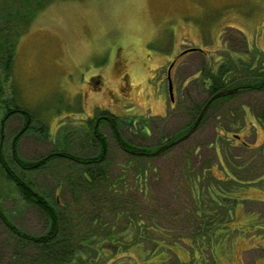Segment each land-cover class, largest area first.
I'll return each instance as SVG.
<instances>
[{"label":"rangeland","instance_id":"374dc122","mask_svg":"<svg viewBox=\"0 0 264 264\" xmlns=\"http://www.w3.org/2000/svg\"><path fill=\"white\" fill-rule=\"evenodd\" d=\"M15 34L12 75L2 99L20 110L7 113L15 107L0 106V158L62 214L66 205L75 235L82 229V212L97 209V226L111 236L96 248L104 253L87 264H264V139H256L254 125L250 132L231 128L229 112L224 114L240 102L264 104V91L234 92L214 103L188 138L151 159L119 149L108 127L102 131L108 150L99 163L106 169L107 185L84 186L82 165L75 158H51L22 170L10 152L12 137L25 120L23 110L31 118L15 143L20 160L35 163L53 151L76 158L99 154L82 124L94 118L98 106L107 105L106 95L108 111L122 117L118 130L132 146L154 149L163 136L185 131L206 98L199 71L225 72L227 86L233 87L255 82L254 73L263 70L264 0H58L47 3L27 28L10 30L11 37ZM173 57L178 59L170 72L171 103L166 70ZM119 60L130 84L117 92ZM249 63L257 67L247 68ZM88 78L98 82L86 84ZM41 126L43 134L34 131ZM231 132L248 145L230 137ZM108 182L121 190L116 215L108 203L115 193L106 190ZM208 188L225 191L234 212L223 213ZM194 190L201 193L199 199ZM0 212L28 235L49 229L45 213L24 199L1 170ZM223 220L231 221L224 226ZM6 221L0 216L3 263L12 249Z\"/></svg>","mask_w":264,"mask_h":264},{"label":"trees","instance_id":"16d2710c","mask_svg":"<svg viewBox=\"0 0 264 264\" xmlns=\"http://www.w3.org/2000/svg\"><path fill=\"white\" fill-rule=\"evenodd\" d=\"M10 1L11 0H0V103H1L0 106L1 107L13 106L15 108L10 109L9 111H7V113H19L20 107L18 105H16L13 101H10V99H5V98L2 99L4 92L3 87L5 84H7L6 82L9 81L12 75V65L16 52L15 37L17 33L15 34V36L11 37L10 30L15 29V31L18 32V29L20 28H24V29L27 28L30 25V23L37 17V15L43 10L44 6L47 3L58 0H19L18 3H14V5H12ZM254 61L256 60L254 59ZM255 67H253V65L250 63L247 65V68L254 69ZM214 73H211L210 71V73L207 72L201 77L202 81H204L205 79H209L208 83H210L212 87L215 85L217 86V88L215 89L209 88L210 91L219 89L218 91H216L217 93L222 89L231 88L228 87L226 83L227 80L230 78V76H227L225 72L222 71H218L215 74ZM254 75L256 79L255 82L249 81L248 79L247 82H239V83L244 85L249 84L252 87L250 90H252L253 92L264 91V70L260 72H256L254 73ZM231 80L233 81L234 79L231 78ZM256 85L257 86L262 85V86L260 88L253 89L255 88ZM233 87H237V86H233ZM231 96L232 94L218 97L217 99H215L216 100L215 103L225 102L224 100H226ZM8 101H10V103L12 104L6 105ZM263 106L264 104L262 105V107ZM20 113L22 114L23 112ZM22 115L25 116L26 113ZM257 115H258V121L260 127L261 126L264 127V108H260L259 111L257 112ZM195 121H196L195 117L192 116L191 122H189L188 126L186 127L187 129H185V131L179 133L178 135H173L171 136V138L170 137L166 138L163 143H170L185 135L188 132V130L192 127V125L195 123ZM2 122L3 121L1 120L0 132L2 129L1 128ZM200 124L201 122L198 121V124L194 129V131L199 127ZM230 127L233 128L235 127V125L230 124ZM26 129L25 128L22 129L23 132H25ZM34 131L43 134V127L41 126L35 129ZM89 131L90 134H92V138H93L91 139V142H94L95 146L97 144V148H99L98 138L102 136L101 133L98 132L97 129L95 131L89 129ZM96 134H97V138H96ZM223 134H226V132L222 131V134L220 135L223 136ZM1 135L2 133H0V137ZM162 138H165V136H163ZM124 144L134 149H139L138 146H132L127 141H124ZM246 145L248 144L246 143ZM167 150H169V148L164 150L161 154L165 153ZM221 152L222 151H220V155H219L220 158H221ZM101 155L102 154H97L87 158L85 157L76 158L73 157L70 153H62V154L52 153L44 157L42 159L44 161H38L35 163L32 162L26 163L25 161L20 160L18 157L16 156L15 157L17 160V165L19 167L20 165L24 167V168L20 167L22 170H26L30 166L40 167L45 162V160H49L51 158H60V157L75 158V161L80 162V164L82 165V168L80 169L82 176V184L84 186L95 187L100 185H107L105 181L106 169L100 168L99 165V163H101L104 158V157H100ZM132 157H140V156H132ZM151 158L152 157H147V159H151ZM222 164L224 165L223 162ZM0 167H1L0 168L1 173H3L7 179H10L14 182L19 192L22 194L23 198L26 199L28 202H32L35 205H37L45 213L47 220L49 222V229L47 233L39 236H32L21 231L13 224L7 222L5 216L0 212V216L2 217V219L7 222L6 223L8 226L7 240L12 247L10 256L7 259V261L3 263L0 259V264H80V263L87 264L89 262V258L91 257L98 258L101 254L104 253L102 250H97L96 248L101 247L100 244L102 241L105 242L110 241L109 238L111 235L108 232V229L97 226L98 223L96 221H100L96 216L97 209L91 211L85 210L82 212V214L84 215L78 217L80 221V223L78 224L82 229L78 234L75 235V231L72 230V226H71V222L73 221V219L72 217L67 215V212L69 213V211H67L66 205L64 206L63 209L64 214H62V210L56 209L51 204H49L44 197L39 195L33 189V187L28 183V181H26L25 179L21 178L18 174L13 172V170L10 169L9 164H7L1 158H0ZM105 188L107 191H109V193L115 192L112 193L113 194L112 200L110 201L108 199V203L110 204L109 206H113L111 212H113L116 215L117 214L116 212L119 207V205H117V199L119 198V196H121V194L118 193L121 190L116 189L117 186L115 182L112 183L108 182V187ZM224 192L225 191L218 193L217 190L211 191L210 188L207 189V195L208 196L211 195L214 198L212 202L216 206H219L220 209L223 210V213L230 215L234 212L235 209H232L233 203L229 204L231 203L230 201L232 200L229 197H224ZM122 194L124 193L122 192ZM194 194L195 197L198 199L201 196V193L198 190H194ZM219 199H221V201ZM201 206H202V200L200 201V206L197 207V209L200 210ZM124 209H125V204L121 203L122 213L124 212ZM197 211L195 214H197ZM231 220L227 222L223 220L222 223L223 225H227ZM126 221L129 222V224L132 223L131 219L127 217H126ZM139 225L140 223L136 224L135 226L138 227ZM67 229H69L70 232H65ZM98 234H100V236L96 238V235ZM112 240H114L113 243L116 244H121L125 241L124 239H118V238H114V239L111 238V241ZM125 244L130 245V241L129 240L125 241Z\"/></svg>","mask_w":264,"mask_h":264},{"label":"flooded vegetation","instance_id":"af4514ba","mask_svg":"<svg viewBox=\"0 0 264 264\" xmlns=\"http://www.w3.org/2000/svg\"><path fill=\"white\" fill-rule=\"evenodd\" d=\"M192 49H194V48L191 47V48H188V49H182L177 54L179 56H181V55H183V54H185L187 52L192 51ZM197 49H199V48H197ZM199 50H201V48ZM201 52H202V50H201ZM202 54H204V57H205V53L202 52ZM243 55L245 56V54H243ZM177 59L178 58L174 59V57H173L171 62L169 63V66L167 67V70H166L167 83H168V71H169V75H170L171 69L174 66V63L176 62ZM122 62H124V61L119 60L117 62L119 64V66H121V69L119 71V80L120 81L116 79V84H118L117 88H116L117 92L125 90V89H122V88L124 87V85L126 83H128L127 78L129 76V72L125 71L124 67H122ZM262 66H263V64H262ZM262 69L264 70V67H262ZM210 71L211 70L207 69L208 73H210ZM207 72H205L204 70L198 72L199 73V76H198L199 80H200V82H202L205 85V89L207 91H206V98L204 99V101L200 105V107H198V109H197V111H196V113L194 115L195 119H197L198 116L200 115L204 105L206 106V104L208 103L207 107L204 110L203 115L200 118L201 120H199L200 122L206 116V113H207L208 109L211 106L214 105V103L216 101L215 99L218 98V97L214 98V99H212L211 101L208 102L210 97H212L216 93V91H218L219 89L210 91V89H215V88H217V86L215 85V86L212 87V85L210 83H208L209 79H205L204 81L201 80V77ZM211 73H214V72L211 71ZM170 80H171V77H170ZM90 82H98V81H96V80L94 81L92 78H88L86 84H89ZM128 84H130V83H128ZM172 85H173V83H172V80H171V86ZM236 86H237L236 87L237 88L236 94L239 93V92H243V93H245V92H253L252 90H250L252 87L249 84L248 85L247 84L244 85V84H241V83H237ZM261 86L262 85H259V86L256 85L255 88H253V89L260 88ZM114 93L115 92H111V96L112 97H113ZM105 97H106V100H107V105L104 108H101V106H98L100 109L96 110V115L94 116V118H89V119L86 120L85 123L82 124V126L84 128H87V129L89 128L92 131H95L97 129L98 132L101 133V135L103 134L102 136H100L98 138V143H99L98 150L100 151L99 154H102L100 157H105V155L107 153V150H108V141H106V138H105L106 134L102 132V131L108 132V127L111 130L112 137L115 140L116 145L119 147V149H121L122 151L127 153L129 156L155 157L156 155L161 154L164 150L170 148V147H168V148H166V149H164V150H162V151H160L158 153L155 152L156 150L160 149L161 147L169 144V143H163L164 140L166 138H168V137L160 139L158 145H156V147L154 149L147 148V147H138L139 149H134L132 147H129V146L125 145L124 144L125 140L123 139V137L121 136V134H120V132L118 130V120H123V119H121L122 117L118 116L116 113H114V112H112L110 110L108 111V95H106ZM169 98H170V102L171 103L175 100L174 96H173V91H172V96L170 97V95H169ZM112 104L113 103H111V105ZM217 104H221V103L217 102ZM115 105H116V103H115ZM262 105H259L258 107L256 105L250 107L248 104H246L244 102H240L239 105L237 107L235 106L233 110H225L224 114L229 112V119H231L233 121L231 124L232 125H237L235 127H238V129L236 131H238L240 129L241 131H244V132H250L251 131V126L254 125V127H256L255 128V133H254L256 139H262L263 140L264 139V131H263V129H261L262 127H260V125H259L258 115H257V112L259 111V109L260 108H264V106L262 107ZM21 112H24V111L21 110ZM22 114H24V113H22ZM30 118H31L30 114L26 113L23 125L18 129L17 133L12 137V140H11V143H10V152H11L12 157L15 160H16V157H15V154H16L15 153V143L18 141L19 135L22 134V132H23L22 129H24V126L26 125V121L28 119H29V123H30ZM114 120H115V122H114ZM29 123L27 124L25 129L28 127ZM144 128H146V127L142 126V131H144V132H148L149 131V129L143 130ZM220 133L222 134V131ZM169 137L171 138V136H169ZM230 137L237 138V139L240 137V142H241L240 144H244V143L246 144V142H244V140L241 139V136L238 135V134H234V132L230 133ZM96 138H97V134H96ZM107 140H108V138H107ZM2 147H3V137H0V149ZM52 153L61 154V153H57L55 151H53ZM42 161H44V160H42ZM20 167H23V166L20 165ZM233 192H235V191L230 192V194H232ZM228 196L229 195H227V194L224 195V197H228ZM219 200L221 201V199H219Z\"/></svg>","mask_w":264,"mask_h":264},{"label":"water","instance_id":"95a60500","mask_svg":"<svg viewBox=\"0 0 264 264\" xmlns=\"http://www.w3.org/2000/svg\"><path fill=\"white\" fill-rule=\"evenodd\" d=\"M236 91H237L236 87L230 88V89L220 90L219 92L214 94L212 97H210L208 102L211 101L214 98H217V97H220V96H225V95H228V94H232V93H234ZM168 92H169V95L171 97L172 96V86H171V80H170L169 71H168ZM207 105H208V103L206 104V106L203 107V109H202L200 115L198 116V118L196 119L195 123L192 125V127L188 130V132L185 135H183L182 137H180L176 141H173V142L161 147L160 149L156 150L155 152L158 153V152L170 147L171 144L176 143L177 141L185 139L187 136H189L194 131V129L196 128V126L198 124V121L200 120L201 116L203 115L204 110L207 107ZM28 123H29V119L26 121V125L24 126V128L27 126ZM1 137H3V134L1 135Z\"/></svg>","mask_w":264,"mask_h":264}]
</instances>
